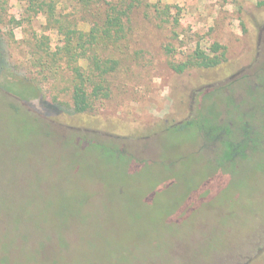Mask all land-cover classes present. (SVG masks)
Masks as SVG:
<instances>
[{
	"label": "rangeland",
	"instance_id": "rangeland-1",
	"mask_svg": "<svg viewBox=\"0 0 264 264\" xmlns=\"http://www.w3.org/2000/svg\"><path fill=\"white\" fill-rule=\"evenodd\" d=\"M146 1L169 23L134 11L109 97L81 114L67 73L32 84L0 39V264H264V0ZM213 42L219 66L171 69ZM209 109L254 129L251 156L213 159L185 124Z\"/></svg>",
	"mask_w": 264,
	"mask_h": 264
},
{
	"label": "trees",
	"instance_id": "trees-1",
	"mask_svg": "<svg viewBox=\"0 0 264 264\" xmlns=\"http://www.w3.org/2000/svg\"><path fill=\"white\" fill-rule=\"evenodd\" d=\"M11 2L18 5V13L13 12ZM141 7L151 10L155 19L169 23V7L160 8L146 0H0V39L26 50L30 68L36 73L28 79L32 84L63 80L67 73L71 109L81 114L90 110L93 102L109 97L108 77L120 64L112 53L124 42L128 48L132 17ZM39 17L43 24L37 22ZM80 24H85L87 30L79 28ZM194 55V61L170 64L171 69L182 73L189 66L215 68L225 61L224 48L217 42L206 50H195ZM210 96L208 92L199 94L201 106ZM54 98L52 101L57 103ZM262 100L264 103V95ZM185 124H195L203 136V147L214 146L220 153L213 159L221 162L244 160L258 145L257 135L248 123L239 126L241 130L235 136L218 123V115L211 109L198 111L195 120Z\"/></svg>",
	"mask_w": 264,
	"mask_h": 264
}]
</instances>
